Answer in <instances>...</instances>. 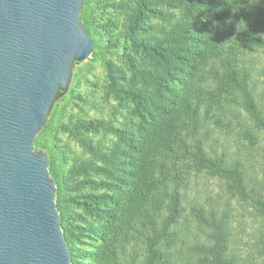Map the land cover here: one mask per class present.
<instances>
[{
	"label": "rangeland",
	"instance_id": "obj_1",
	"mask_svg": "<svg viewBox=\"0 0 264 264\" xmlns=\"http://www.w3.org/2000/svg\"><path fill=\"white\" fill-rule=\"evenodd\" d=\"M135 5L136 0H90L86 5L90 32L97 43L96 52L73 67L67 94L56 103L54 113L48 118L49 127L41 132L35 145L50 152L59 169L66 170L71 159L81 155L83 150L63 129V121L69 117L97 119L111 116L114 100L108 94L107 63L115 65L119 75L130 77L133 69L128 54L133 55L135 63L146 67L151 61L146 52L129 46L124 37ZM156 9L162 14L151 13L149 23L140 33L148 41L160 37L158 27L169 25L172 15L183 11L176 2L158 4ZM263 18L264 5L258 0H229L222 22L213 21L212 25L202 26L200 33L206 44L201 45L204 57L194 59L198 68L194 82L197 92L206 93L204 102L207 104L210 99L212 106L207 105L202 111L200 132L185 129L182 132L189 149L195 151L200 140L203 153L213 161L221 157L228 162L242 161L248 188L259 191L262 196L264 127H258L246 111V96L240 82L252 90L254 104L264 117V46L256 40V37L264 36ZM248 127L253 138L244 132ZM104 134L102 129L91 138L94 142L104 140L106 143L115 138L114 134H108L106 138ZM64 155L69 157L68 165L63 164ZM197 162L193 154L168 159V168L163 175L166 187L164 183L157 185L156 210L167 215L166 204L177 197L180 214L163 241L152 247L153 234L148 216L131 208L123 218H133L132 227L114 238L110 254L102 264H148L153 248H156L158 258L152 264H211L204 254L210 244L211 228L199 222L198 211L207 217L228 212L227 264H264V207L233 196L216 168ZM161 195L164 198L159 200L158 207ZM119 212L122 213L121 207ZM84 264H91L90 260H85Z\"/></svg>",
	"mask_w": 264,
	"mask_h": 264
},
{
	"label": "trees",
	"instance_id": "obj_2",
	"mask_svg": "<svg viewBox=\"0 0 264 264\" xmlns=\"http://www.w3.org/2000/svg\"><path fill=\"white\" fill-rule=\"evenodd\" d=\"M89 1L84 0L81 20L93 37L86 15ZM258 1L264 5V0ZM173 2L180 4L183 11L172 15L169 25L158 27L160 37H153L152 41L141 37L140 33L149 23L151 13L162 14L156 5ZM228 4L229 0H136L124 37L129 46L150 56L148 66L135 63L133 55L128 54L133 69L128 77L126 74L119 75L116 66L108 62V94L114 100L111 116L97 119L69 117L61 124L83 147L81 155H75L69 165V157L64 155L63 164L67 162L68 165L66 170L59 169L48 152L50 174L57 186V206L73 264H84L87 259L91 264L104 263L110 254V244L116 240L114 238L133 225V218H123L131 208L148 216L153 234L152 247L163 241L180 214L177 207L180 199L177 197L166 204L167 215L156 210L157 185L164 183L163 175L170 158L193 154L198 164L200 161L212 166L223 175L233 196L238 195L257 207H264V196L248 188L242 161L228 162L223 157L213 161L203 153L200 140L193 151L182 134L184 129L200 132L202 111L207 105L212 106L210 99L209 103L204 102V91L197 92L194 79L198 68L194 59L204 57L201 45L206 41L200 33L202 26L212 25L213 21L222 22ZM256 40L264 46V36L256 37ZM96 48L95 41L92 55ZM78 63L75 61L74 66ZM240 86L246 96V111L258 127H264V117L261 109L254 104L252 90L243 81ZM66 94L67 90L58 93L49 118L56 103ZM48 127L49 121L37 134L36 146L39 135ZM102 129L105 130V138L108 134H114L115 138L109 143L104 140L94 142L91 135ZM244 132L254 137L249 127ZM164 193H167L166 189ZM160 197L158 207L159 200L164 198L163 195ZM120 207L122 213L119 212ZM198 220L211 228L208 236L210 244L204 250L207 259L211 264H227L228 212L207 217L198 211ZM84 245L87 247L83 248ZM157 258V250L153 248L148 264Z\"/></svg>",
	"mask_w": 264,
	"mask_h": 264
},
{
	"label": "water",
	"instance_id": "obj_3",
	"mask_svg": "<svg viewBox=\"0 0 264 264\" xmlns=\"http://www.w3.org/2000/svg\"><path fill=\"white\" fill-rule=\"evenodd\" d=\"M84 0H0V264H73L49 155L35 146L95 40Z\"/></svg>",
	"mask_w": 264,
	"mask_h": 264
}]
</instances>
